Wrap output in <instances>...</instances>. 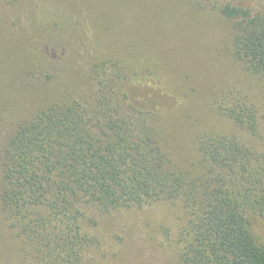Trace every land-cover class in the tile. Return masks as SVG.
Returning a JSON list of instances; mask_svg holds the SVG:
<instances>
[{
	"label": "trees",
	"instance_id": "16d2710c",
	"mask_svg": "<svg viewBox=\"0 0 264 264\" xmlns=\"http://www.w3.org/2000/svg\"><path fill=\"white\" fill-rule=\"evenodd\" d=\"M3 1L35 10L32 34L18 32L10 53L0 47V201L23 238L28 264H82L85 249L98 242L84 231L85 205L109 213L156 201L177 202L185 211L177 264H264L254 221L264 218V150L239 133L204 132L198 137V170L178 169L154 101L133 97L130 85L145 79L136 76L133 54L138 47L158 58L159 34L116 28L112 13L87 10L85 0ZM222 12L233 21L230 49L237 65L264 82V10L229 4ZM36 31L48 39L58 33L67 38L73 57L76 50L84 54L77 53L97 87L51 96L6 131L5 107L14 93L34 99L59 70V64L31 54V45L40 46ZM117 43L121 55L109 50ZM214 106L242 132L259 135V106L239 85L216 93Z\"/></svg>",
	"mask_w": 264,
	"mask_h": 264
},
{
	"label": "rangeland",
	"instance_id": "374dc122",
	"mask_svg": "<svg viewBox=\"0 0 264 264\" xmlns=\"http://www.w3.org/2000/svg\"><path fill=\"white\" fill-rule=\"evenodd\" d=\"M85 1H89L87 10L112 13L114 22L111 25L116 28L136 27L142 34H159L158 46L163 53L158 58L149 56L145 50L138 51V47L133 54L136 59L131 61L136 62V76L142 75L145 79L140 80L141 84L130 85V90L133 97L143 95L140 100L154 101L153 110L162 115L161 124L166 145L175 160L174 166L198 170V137L204 132L239 133L253 148L264 150V82L246 76L237 65L230 49L233 21L222 12L229 4L257 12L264 10V0ZM26 7L25 10L18 7V10L0 0V37L9 35L1 38L0 47L3 45L8 53L13 41L20 39L18 32L32 34L30 17L35 10L27 4ZM36 14L43 16L42 12ZM13 16H18V23ZM34 35L40 46L31 45V54L43 63L59 64V70L55 71L54 79H45L35 95L36 100L29 94L14 93V99L5 107L3 126L6 131L34 112L38 104H49L51 96L67 97L76 91H88L90 86L97 87L90 82L91 69L84 63V57L77 53L84 54L76 50L73 57L66 44L67 38L61 33L54 39L46 38L42 32ZM108 41L106 38V48ZM120 49L122 46L117 43L116 49L109 50L121 55ZM69 57L73 59L67 62ZM143 73L149 74L146 77ZM233 85H239L259 106L262 116L259 135L242 132L216 110L215 94ZM83 211L84 231L98 242L85 249L82 264H177L181 249L179 232L186 219L179 203L156 201L109 213L85 205ZM254 221L256 234L264 242V218L256 217ZM0 241V264H28L22 252L23 238L11 227L1 201Z\"/></svg>",
	"mask_w": 264,
	"mask_h": 264
}]
</instances>
